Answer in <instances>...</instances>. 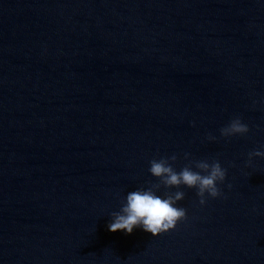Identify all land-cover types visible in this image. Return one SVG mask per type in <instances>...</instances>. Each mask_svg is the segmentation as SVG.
I'll use <instances>...</instances> for the list:
<instances>
[{
    "label": "clouds",
    "instance_id": "obj_1",
    "mask_svg": "<svg viewBox=\"0 0 264 264\" xmlns=\"http://www.w3.org/2000/svg\"><path fill=\"white\" fill-rule=\"evenodd\" d=\"M248 132V125L243 123L239 116L234 117L220 129L221 136L225 138L245 135ZM208 138L215 139L213 136ZM189 155L185 153L184 158L189 160ZM254 157L264 158V150L256 149L249 152V165ZM176 160L177 156L173 154L170 157L152 159L149 162L148 170L153 177L159 180V183H150L147 188L128 192L126 202L120 211L110 214L112 222L108 225L109 231H124L126 234H131L134 228L140 227L155 237L174 230L179 222L186 220L187 210L176 206L178 201L184 199L185 193L177 190L167 192L162 197L157 195L161 186L177 189L185 186L189 189H196L200 205L206 203V194L213 199L222 195L218 183L225 181L227 169L221 166L218 159L211 162L207 159L189 160L179 172L173 167Z\"/></svg>",
    "mask_w": 264,
    "mask_h": 264
}]
</instances>
